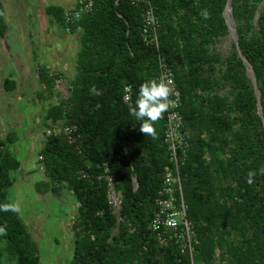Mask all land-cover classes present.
I'll return each instance as SVG.
<instances>
[{"label": "trees", "instance_id": "trees-1", "mask_svg": "<svg viewBox=\"0 0 264 264\" xmlns=\"http://www.w3.org/2000/svg\"><path fill=\"white\" fill-rule=\"evenodd\" d=\"M150 1L158 50L143 43L142 5L130 0H93L92 11L76 21L72 31H81L76 73L67 97L58 95L44 116L46 127L47 119L58 126L41 136L38 156L46 180L35 189L44 194L66 188L78 202L70 264H189L175 244L160 246L149 228L162 173L170 165L163 143L165 114L155 122L153 138L139 130L140 122L128 111L139 85L155 78L160 54L174 72L189 143L179 174L196 237L194 263L264 264V0L231 1L238 46L254 72L262 117L233 41L224 59L215 48L228 35L222 16L226 0ZM64 12L45 8L63 28ZM4 16L0 0V36ZM36 71L45 88L42 97L46 92L52 97L62 74L45 65ZM125 85L131 86L128 102ZM3 88L13 92L15 80L6 77ZM72 124L80 153L63 134V126ZM7 143L9 137H0V264H42L36 242L8 202L11 172L20 162ZM106 176L120 194L117 214L107 201Z\"/></svg>", "mask_w": 264, "mask_h": 264}, {"label": "rangeland", "instance_id": "rangeland-1", "mask_svg": "<svg viewBox=\"0 0 264 264\" xmlns=\"http://www.w3.org/2000/svg\"><path fill=\"white\" fill-rule=\"evenodd\" d=\"M76 2L2 0L6 29L4 36H0V137L4 140L10 138L11 143H7L6 148L20 162L19 169L11 172L13 184L7 196L36 242L42 264H70L72 259V223L78 202L66 188L57 193L40 194L35 183L46 180L38 156L43 145L40 135L58 126L47 119L50 127H46L44 116L58 95H68L69 81L76 73L75 59L81 36L80 29L68 33L56 21L50 20L45 8L63 7L67 12ZM231 47L229 35L215 44L222 59L227 57ZM61 57L66 59V76L62 74V83L59 86L55 84L52 97L47 92L42 97L45 88L37 78L36 60L41 58L43 65L56 67V61L64 64ZM52 71L58 70L53 68ZM16 74H20V81L19 78L16 80L20 82L18 89L8 93L3 88L4 78H14ZM3 264L9 263L3 261Z\"/></svg>", "mask_w": 264, "mask_h": 264}, {"label": "built area", "instance_id": "built-area-1", "mask_svg": "<svg viewBox=\"0 0 264 264\" xmlns=\"http://www.w3.org/2000/svg\"><path fill=\"white\" fill-rule=\"evenodd\" d=\"M132 5L141 6V27L140 35L146 46L159 49V29L155 15V7L150 0H130ZM93 0H77L75 6L65 12V31L71 32L80 17L92 11ZM172 80V92L169 99L172 101L165 114L163 143L169 156V166L165 168L161 178V188L158 190L154 200L156 210L149 221V228L157 233V241L160 246H167L170 243L176 245L180 255L189 257V264L194 263V243L196 237L193 222L187 218V204L182 194V186L179 174V166L184 162L189 143L186 141L183 117L180 112L181 99L179 89L175 83L174 72L168 65L163 55H157V74L155 78ZM62 77L55 80L56 86L62 83ZM131 97V86H124L123 100L128 102ZM63 134L67 142L80 153L81 143L77 127L75 125L63 126ZM51 131L47 130L46 134ZM107 179V201L114 214H117L121 207L120 194L115 189L114 179L106 176Z\"/></svg>", "mask_w": 264, "mask_h": 264}, {"label": "clouds", "instance_id": "clouds-1", "mask_svg": "<svg viewBox=\"0 0 264 264\" xmlns=\"http://www.w3.org/2000/svg\"><path fill=\"white\" fill-rule=\"evenodd\" d=\"M202 15L207 16L206 12ZM172 80L161 78L147 79L137 90L136 99L128 107L129 115L140 122L139 130L144 134L156 138L154 124L164 112L168 110L172 101L169 99L172 92ZM251 182V181H249ZM4 229L0 228V234Z\"/></svg>", "mask_w": 264, "mask_h": 264}, {"label": "water", "instance_id": "water-1", "mask_svg": "<svg viewBox=\"0 0 264 264\" xmlns=\"http://www.w3.org/2000/svg\"><path fill=\"white\" fill-rule=\"evenodd\" d=\"M231 1L232 0H226V4L224 7L222 16H223L225 23L227 25L228 35L231 37V39L235 45L237 55L242 60L244 66H245V74L249 78V80L251 81L252 87L254 89L256 101H257V113L260 117H262V109H261V104H260V92L257 88L254 72L252 70L251 65L248 63L246 58L243 56V54L241 53L239 46H238V37H237V32H236V26H235V22H234L233 17H232ZM257 16L258 15H256V17ZM262 123H263V127H264V120L263 119H262ZM137 186H138V182H137L136 177H134L133 178V189L136 190Z\"/></svg>", "mask_w": 264, "mask_h": 264}, {"label": "crops", "instance_id": "crops-1", "mask_svg": "<svg viewBox=\"0 0 264 264\" xmlns=\"http://www.w3.org/2000/svg\"><path fill=\"white\" fill-rule=\"evenodd\" d=\"M61 8L64 10L63 7H61ZM64 11H65V10H64ZM45 14H46V13H45ZM64 15H65V12H64V14H63V18H64ZM75 31H76V30H75ZM72 32H74V31H72ZM50 52H52V51H50ZM55 54H56V52H55ZM52 55H53V54H51V56H52ZM45 58H47V57H45ZM60 59H61V61H62L63 63H64V61L66 60V59L63 60L62 57H61ZM60 59H58V60H60ZM41 61H42L41 58H40L39 60H38V59L36 60V62L38 63L37 66H38V65H43V64L41 63ZM56 63H57V64H56V67H50V66H47V65H45V66H47V68L50 69L51 72H53V71H52L53 68L57 69L58 71H54L53 73H57V72H58V73H61V72H62L61 74H63V76L65 77L66 74L64 73V71H66V70H65V69H66V67H65V66H66V65H65L66 62H65L63 65H62L60 62H58V61H56ZM64 65H65V66H64ZM60 68H62V69H60ZM13 77H14V78H12V77H11V78L15 80V87H16V88H15L14 91H16V90L18 89V84L20 83V82H19V81H20V74H19V75L16 74V77L13 75ZM73 77H74V76H73ZM17 78H19V81H16ZM4 79H5V78H4ZM27 79H28V76H27V78H26L25 80H27ZM3 82H4V81H3ZM21 93H22V92H21ZM40 136H42V134H41ZM40 136H39V137H40Z\"/></svg>", "mask_w": 264, "mask_h": 264}]
</instances>
